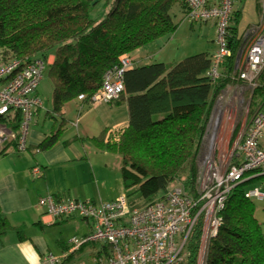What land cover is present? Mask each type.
<instances>
[{
    "label": "trees",
    "instance_id": "trees-1",
    "mask_svg": "<svg viewBox=\"0 0 264 264\" xmlns=\"http://www.w3.org/2000/svg\"><path fill=\"white\" fill-rule=\"evenodd\" d=\"M100 3L108 11L101 20H95L91 14ZM188 8L185 0H0V65L18 59L25 66L54 56L47 68L53 112L61 122L56 120L52 132L36 150L51 148L65 131L63 108L67 103L81 94L90 98L102 86L105 73L120 66L121 56H131L174 33L180 24L177 14L185 19ZM258 8L261 11L259 3ZM242 16L240 8L231 17L228 47L232 55L224 61L217 80L207 75L212 55L205 52L186 57L171 68L164 62H154L124 72V92L116 103L127 105L129 125L116 140L112 135L104 141L107 130L89 140L121 156L130 205L147 206L178 183L189 194L197 195L199 158L214 105L228 84L237 79ZM250 102L251 121L264 110V71ZM0 123L17 131L20 113L0 116ZM5 144L14 146L18 153L30 148L29 141L25 151H19L15 140ZM4 149L0 146V155ZM36 167L31 170L34 177ZM42 173L41 169L37 176ZM256 173L246 174L251 179L229 194L220 212L219 231L209 242L205 264H264L263 226L256 217L254 202L245 196L253 187L251 181H264V175ZM136 199L142 205L134 203ZM10 233H16L20 241L26 237L24 229L12 226L0 207V241ZM201 240L200 222L189 238L182 264H198ZM102 250H94L92 258Z\"/></svg>",
    "mask_w": 264,
    "mask_h": 264
},
{
    "label": "built area",
    "instance_id": "built-area-1",
    "mask_svg": "<svg viewBox=\"0 0 264 264\" xmlns=\"http://www.w3.org/2000/svg\"><path fill=\"white\" fill-rule=\"evenodd\" d=\"M239 0H185L188 5L186 17L192 23L213 22L216 50L212 54L207 75L212 80L221 77L224 61L232 55L228 47V26ZM254 33L245 60L236 63L239 79L252 92L258 87L264 71V32ZM125 54L120 66L109 70L103 77L102 86L90 97L81 94L78 99L90 105L113 103L124 92V72L133 66ZM50 59H36L25 66L18 59L0 65V116L7 117L12 111L20 113L17 131L0 123V146L9 139L17 142L19 151H25L36 111L43 106L37 90L44 78ZM123 129H112L107 140L118 138ZM264 110L258 111L245 129L243 141L234 157L222 173L220 167L210 165L201 171L197 195L189 194L181 184L173 185L163 197L153 203L135 207L130 205L126 193L109 202L41 197L38 206L55 218L80 217L94 223V229L83 238L73 237L69 248L61 255L46 254L42 264H62L87 244L100 243L103 250L92 258L90 264H182L186 257L187 243L201 222L202 240L198 264H205L210 240L221 226L220 212L232 189L257 172L264 175ZM41 168L33 170L35 176ZM256 176V177H257ZM245 196L251 201H264V181L249 188ZM107 251L105 252V247ZM80 264H87L80 262Z\"/></svg>",
    "mask_w": 264,
    "mask_h": 264
},
{
    "label": "crops",
    "instance_id": "crops-1",
    "mask_svg": "<svg viewBox=\"0 0 264 264\" xmlns=\"http://www.w3.org/2000/svg\"><path fill=\"white\" fill-rule=\"evenodd\" d=\"M245 1L239 0L235 11L241 8L245 13ZM256 2L257 7L258 3L261 6V11L257 8L261 18L258 24L243 32L240 25L242 47L239 54L249 47L254 37L253 33L250 34L252 29L257 28L258 33L264 32V0ZM205 25L215 28L213 22ZM212 42L214 47L203 52L210 55L215 52V30ZM159 46V42H156L132 53V68L162 62L156 60L162 51ZM53 61L54 56H51L50 63ZM40 86L38 94L43 99V106L34 115L28 137L30 148L24 153H18L12 145L1 146L5 149L0 155V207L12 226L24 229L26 237L21 241L16 233L3 237L0 241V264H42L43 256L61 255L69 248L73 237L83 238L94 229L92 221L77 216L61 219L46 214L38 206L41 197L54 195L57 198L109 202L126 193L121 156L96 147L89 139L106 130L125 129L129 125L127 105L113 102L92 106L79 99L67 103L63 108L67 121L65 131L51 148L37 151L36 147L54 129L56 120L57 123L61 122L53 112V88L46 96L45 92L41 94ZM104 141L108 142L107 137H104ZM36 166L43 173L34 177L31 170ZM102 248H95V252L99 253ZM77 253L62 264H72Z\"/></svg>",
    "mask_w": 264,
    "mask_h": 264
},
{
    "label": "rangeland",
    "instance_id": "rangeland-1",
    "mask_svg": "<svg viewBox=\"0 0 264 264\" xmlns=\"http://www.w3.org/2000/svg\"><path fill=\"white\" fill-rule=\"evenodd\" d=\"M245 2V13L243 10L242 16L243 22L241 21L242 24L240 23L242 32L246 28L248 29L250 26L258 24L261 18V14L257 10L256 0H246ZM107 11L108 9L105 8L104 4L100 3L93 10L91 15L93 19L101 20ZM183 17L184 15L177 14V20L180 24L176 31L166 35L159 41V47L162 48V51L158 54L156 60H162L169 68L186 57L199 54L203 51L206 52L214 47L212 40L215 28L211 25L206 26L205 23H192L187 18L183 19ZM250 34L252 33L250 32ZM250 45L251 43L249 46ZM166 48L167 50L162 53ZM247 48L248 47L243 50L244 52L242 51V54L240 53L241 55L239 54L238 62L243 63L245 60ZM130 58L131 56L129 59ZM235 72L236 81L228 84L217 98L214 105L199 158L200 171L210 167V165H215L216 167H220V171L223 173L228 163L234 162L233 157L238 151V146L243 141L245 129L250 123L251 117L249 115V108L253 92L239 79V70L236 69ZM40 87L41 94L45 92L46 96L52 89V83L48 77V68L44 73V78ZM257 185H259V180L250 182V186ZM253 202L256 207V217L262 224L264 230V201L255 200ZM134 203L142 205L137 199ZM102 246L103 245L100 243L85 245L84 250L77 253L78 255L73 260L72 264L80 262L90 264L92 253L95 248L100 249Z\"/></svg>",
    "mask_w": 264,
    "mask_h": 264
},
{
    "label": "clouds",
    "instance_id": "clouds-1",
    "mask_svg": "<svg viewBox=\"0 0 264 264\" xmlns=\"http://www.w3.org/2000/svg\"><path fill=\"white\" fill-rule=\"evenodd\" d=\"M239 61V57H238V59L236 60V63ZM235 69H236V67H235Z\"/></svg>",
    "mask_w": 264,
    "mask_h": 264
}]
</instances>
